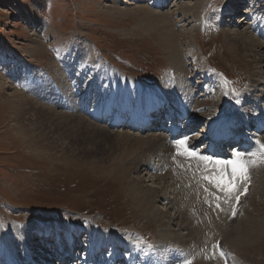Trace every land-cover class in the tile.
Masks as SVG:
<instances>
[{"label":"rangeland","instance_id":"374dc122","mask_svg":"<svg viewBox=\"0 0 264 264\" xmlns=\"http://www.w3.org/2000/svg\"><path fill=\"white\" fill-rule=\"evenodd\" d=\"M235 3H239L236 14L229 16L226 13ZM146 12L158 16L159 23L153 21L155 17L144 19ZM167 28L174 32L171 40L164 39ZM237 32L248 34L247 41L254 36L264 44V0H0V239L7 243L4 251L0 248L4 255L0 264H7V251L17 263L40 261L41 246L67 237L70 227L79 231V237L74 232L73 236L84 244L83 251L75 252L79 261L87 245L91 247L90 235L103 240L98 236L101 231L124 243L136 264H264V162L250 168L247 194L236 207L234 197L225 203L223 192L213 184L208 187L204 172H197L198 187L181 193L174 164L179 150H172L173 155L164 143L158 151L154 143L136 144L131 150L119 132L141 138L166 135L157 130L144 134L113 130L96 116L110 115L114 105L126 111H141L143 105L147 110L148 100L167 98L168 104L181 105V112L192 104L186 121L191 115L194 120L203 115L197 123L206 128L218 112L205 107L207 101L225 99L221 113L229 118L237 107L256 108L255 101L264 92V65L252 64L245 46L236 42ZM252 50L257 52L255 47ZM258 52L264 55V50ZM105 66L113 67V75L136 78L147 94L135 92L131 101L125 100L126 90ZM68 82L76 88L73 104L51 100L55 87L61 89ZM50 85L51 93L44 96ZM251 85L260 92L256 97L248 95ZM175 92L181 97L175 98ZM13 93L85 118L107 132L95 131L77 117L69 121L30 104H14L9 99ZM258 102L264 112V100ZM197 129L200 134L202 129ZM192 142L198 151L205 149H198L204 144L200 139ZM198 167L203 170L202 163ZM214 168L210 172L217 174L219 169ZM152 183L165 190L161 196L166 201L159 199L155 208H143L137 187L149 189ZM169 198L181 209L170 212L177 214L171 228L161 227L168 218L159 222L157 212L170 208ZM44 227L51 229L52 239L43 242L35 229ZM29 230L37 241L35 255L26 262L27 248L19 234L27 235ZM175 230L185 238L184 244L177 242ZM203 232L213 236L217 250L211 249L215 244L204 239ZM149 249L155 254L149 256ZM181 255L185 257L178 261ZM195 256L198 263L191 259Z\"/></svg>","mask_w":264,"mask_h":264},{"label":"bare ground","instance_id":"6f19581e","mask_svg":"<svg viewBox=\"0 0 264 264\" xmlns=\"http://www.w3.org/2000/svg\"><path fill=\"white\" fill-rule=\"evenodd\" d=\"M237 4L239 5V3H235V4H231V6H230V9L227 11L228 12V14L230 15V16H232V11H231V8L234 10L235 9V7L237 6ZM243 11H244V9H243ZM243 11H241V12H243ZM144 15L146 16H144L145 18L144 19H149V18H152V17H155V14H152L151 16L149 15V13L148 12H146V13H144ZM158 16H156L154 19H153V21L154 22H156V23H159V19L160 18H157ZM162 18V17H161ZM160 21H162V20H160ZM216 22H218V21H215V23ZM158 26H159V24H158ZM165 26V25H164ZM156 27H157V24H156ZM163 31H165V34H164V39L165 40H171V37L174 35V32L171 30V29H168L167 28V30H164L163 29ZM248 33V32H247ZM236 36H235V38H236V42L237 43H241L242 45H244L245 46V51L248 53V56H249V53H250V57H251V61H252V64L253 65H256V66H259V65H264V55H262V54H260L259 52H258V49L260 50V51H263L264 50V44H262L261 42H260V40H258L257 38H255L254 36L252 37V38H250V36H249V38H250V41H247L248 40V34H243V33H239V32H237V34H235ZM259 36V35H258ZM161 37H163V36H161ZM233 41V40H232ZM256 48L257 49V52L255 53L253 50H252V48ZM252 50V51H251ZM261 53H263V52H261ZM100 64L101 65H104L103 64V62H101L100 61ZM250 64V63H249ZM261 68V67H260ZM105 69H106V72H108L109 73V75H113V67L111 66V67H109V68H107L106 66H105ZM259 69V68H258ZM254 72V71H253ZM115 73V72H114ZM66 75V74H65ZM254 75H256V76H259V75H262V74H260V72H256ZM114 76V79L116 80V81H119L120 82V85H122L123 86V88L126 90V92H125V94H123V96H124V99L125 100H129V101H131L130 99H131V96L132 95H134L135 94V92H136V94H142L144 91H145V94H147V88L145 89V87L143 86H139V85H137V80H136V78L134 79H132L133 81H131V80H128V79H125L124 78V76L122 75V74H114L113 75ZM103 78V77H102ZM139 82V81H138ZM262 82H264L263 80H262ZM62 83V81L59 83V84H61ZM118 83V82H117ZM58 84V85H59ZM99 84V83H98ZM141 85V84H140ZM257 85V84H256ZM251 89L250 90H248V95H249V93L250 94H256L255 95V97L257 96V94L258 93H260V92H262V94L260 95V96H258V98H257V100L255 101V104L254 105H256V108H258V109H260V110H258V109H256V108H251V109H249L248 111H250L249 113H248V111H243L242 109H241V107H237V108H235V110H233V111H235L234 113H235V115L234 116H232L231 118H229L228 117V115L229 114H226V115H224V113H221V108L223 107V104L226 102V100L225 99H223V100H217L214 104H212L210 101H207L206 103H205V107H208V108H217L218 109V112H216L215 114H214V116H213V118L211 119V127H212V133L213 134H215V136H216V141L217 142H219V143H221V142H223V141H229V140H231V132H230V130H231V128H245V130H247V129H253L254 127H257V129L258 130H260L263 126H264V112H261L262 111V109H261V104L259 105V100L261 101V100H264V92L263 91H260V92H257L256 91V86L254 85V86H252L251 85ZM2 88V87H1ZM260 88V87H259ZM46 89H49V90H46V91H43L44 92V96H47L49 93H51V85L50 86H48V87H46ZM151 91H152V89H150ZM174 90H175V88H174ZM257 92V93H256ZM76 94V88H75V86H73L70 82H68L63 88H61V89H59V88H57V87H55V89H54V94H53V96H51L52 98H51V100H54V99H60V100H66V104L67 105H72L73 103H72V97H73V95H75ZM150 96H145L147 99H149L151 96H152V94H149ZM253 95H251V96H253ZM247 96V95H246ZM160 97V96H159ZM174 97L175 98H179V97H181L180 96V94L179 93H177V92H175L174 93ZM204 97H206V95L204 96ZM254 97V96H253ZM140 99L141 97H136V99ZM247 97H245V99H244V101L247 103L248 102V99H246ZM9 99H11V102L12 103H14V104H30V105H33L35 108H36V110L37 109H39V110H42V111H44V110H46V111H48V112H51V113H54V114H56V115H58V116H60L61 117V119L62 118H66V119H75V117H77V116H69V115H66V114H63V113H59V112H57L56 110H52V109H50V108H48V107H46V106H42V105H40V104H37V103H35V102H33L32 101V99H29L28 97H25V96H23V95H20V94H17V93H13L10 97H9ZM72 99V100H71ZM76 99V98H75ZM137 99V100H138ZM259 99V100H258ZM166 100V102L164 103V101ZM151 101V100H150ZM149 100H148V102L150 103H148V105L146 106L147 107V110H146V116L144 117V116H142V117H144L143 118V120L141 121V125H143V126H150L151 124H152V121H153V119H151L150 118V116H149V112L150 111H153V110H155V111H157L158 113L161 111V109L163 108V106H165L166 104H168V103H170V102H168L167 101V99H158V100H156V101H151L150 102ZM191 102H193L194 100H190ZM253 101V100H252ZM251 101V102H252ZM108 102V101H107ZM112 102V101H111ZM183 102V103H182ZM181 103L184 105V103H185V101L183 100V99H181ZM249 103V102H248ZM254 103V102H253ZM261 103V102H260ZM145 104V103H144ZM147 104V103H146ZM174 104H176L179 108L181 107V105H178L177 103H175V101H174ZM245 104V103H244ZM20 105L19 106H17V107H20ZM192 105V104H191ZM191 105H188L187 104V106L185 105L184 107H183V109H182V112H181V110H180V112H181V115L182 116H187L188 114H190L191 113V110L189 111V109H191ZM250 105V104H249ZM241 106V105H240ZM22 107V106H21ZM114 107H115V105H114ZM192 108H194V107H192ZM73 110V109H72ZM193 110V109H192ZM231 110V111H232ZM23 111V110H22ZM38 111V110H37ZM261 112V113H260ZM74 113H77L76 111L74 112ZM248 113V114H247ZM155 117V116H154ZM193 116L191 115L190 116V119L188 120V122H187V126L183 129V131H181V130H179V128H174V130L172 131L173 133H177V134H179L180 133V135L179 136H182V133H183V138H185V137H188L189 139H188V142H187V147L190 149V150H194V151H196L198 154H200V155H203V156H209V157H212L213 158V160H217V159H219V160H228L229 158H223V157H219V156H216L211 150L208 152V153H206L205 152V149L204 150H202V151H198V150H195V144H194V142H192V139L190 138V136H191V132H192V125L190 124L191 122H192V124H195V123H197L198 121L197 120H200V119H202V117H203V115H202V117L200 118V119H197V120H194V118H192ZM199 117H200V115H199ZM76 119H78V122H79V120H80V123H81V121H83L84 123H88V125H92L93 126V128H95L96 130L95 131H97V130H107V129H104L103 127H100V126H97V125H95V124H91V123H89L85 118H82V117H77ZM207 119V118H206ZM231 120H233V122H232V124H231ZM70 121V120H69ZM121 122H119V124H120ZM87 125V126H88ZM98 129H97V128ZM91 128V127H90ZM93 130V129H92ZM107 132V131H106ZM111 133V132H110ZM247 132H245V134H246ZM118 134V133H117ZM115 135V134H114ZM119 136H122L123 137V140L124 141H126L124 144H126L127 143V145L126 146H129V148H131V150H132V148L133 147H135V145L136 144H141V143H146V144H151V143H154V144H156V151H158V150H160L161 148H163L164 146H162L161 144L162 143H164L165 145H166V147H168L170 150H168V152H170V153H172L173 155H174V152H175V150H179L177 147H176V141H177V139H176V137H172V136H169V137H162V136H152V137H147V138H141V137H138V136H134V135H132V134H129V133H122V132H119ZM182 138V139H183ZM120 140H122V138L120 139ZM165 141V142H164ZM257 141L258 142H264V136L262 137V136H260V137H258L257 138ZM123 144V145H124ZM129 144V145H128ZM262 144H264V143H262ZM175 147H174V146ZM125 147V146H124ZM151 148V147H150ZM172 150L174 151V152H172ZM153 152H155L154 150H152ZM150 152V151H149ZM151 153V152H150ZM156 153V152H155ZM155 153H153V155L155 154ZM129 153L126 151V157H129V158H131V155L129 154ZM146 154V153H145ZM152 155V156H153ZM155 155H157V154H155ZM161 155V154H160ZM125 156L123 155V157L122 158H125ZM146 156V155H145ZM158 156H159V154H158ZM233 156V155H232ZM155 157V156H154ZM157 157V156H156ZM174 157H176L177 159H178V162L177 163H175L174 162V164H175V167H176V169H177V175H178V178H176V176H174V178H176L175 179V181H176V183H177V190L179 191V192H181V193H185V192H187V190L188 189H190V188H196V187H198L199 185H198V181H197V179L199 178L198 177V175H197V172H199V173H201V172H204L205 173V176L206 175H213V173H211L210 171L213 169V170H215V168H214V166H215V164H213V163H208V162H205V161H201V160H198V159H194V158H189V157H185V156H181V155H178V156H174ZM148 158V157H147ZM146 158V159H147ZM152 158V157H151ZM159 158V157H158ZM232 158V157H231ZM230 158V159H231ZM185 161H184V160ZM176 160V159H175ZM177 161V160H176ZM139 163V162H138ZM202 163V167H203V170L201 169V168H197V166H199L200 164ZM258 164V163H257ZM159 165V164H158ZM263 165H264V163H263ZM257 167H258V165H256ZM162 167V166H161ZM262 167V166H261ZM260 167V169H262ZM137 169H140V166H138V167H136V170ZM197 169H201V170H199V171H197ZM255 169V168H254ZM213 170H212V172H213ZM255 171V170H254ZM257 171V170H256ZM249 172H251V170L249 171ZM257 174V173H256ZM255 174V175H256ZM262 174V173H261ZM251 175V174H250ZM254 175V174H253ZM254 175V176H255ZM257 175H259V173L257 174ZM261 176V175H260ZM264 177V176H263ZM156 178H158V177H155V179ZM158 179H160V178H158ZM162 180V179H161ZM154 181V180H153ZM157 181V180H156ZM159 181V180H158ZM150 182V181H149ZM160 182V181H159ZM255 182V181H254ZM156 183V182H155ZM205 183H208V181H205ZM256 183V182H255ZM153 184V183H152ZM161 184V183H160ZM255 186V185H254ZM258 186V185H257ZM261 186V185H260ZM252 187V186H251ZM159 187H157V185H155V184H153V187L152 188H150L149 187V189H147V188H144V186H140V187H137V191L139 192V195H140V199H141V203H143V208H148V209H152V208H155L154 206H155V202L157 203V201H159V199H162L163 201H166V199H163L162 198V196H161V194L163 193V190L164 189H160ZM255 189V188H254ZM261 189V188H260ZM165 191V190H164ZM250 191H251V189H250ZM253 192H254V190H252ZM137 201H138V198H137ZM168 205H170V208H168L167 207V209H166V211H163V210H160V211H156L158 214H160L161 215V219L159 220V222L162 220V221H164V219L165 218H168V222H163L162 223V221H161V227H170L171 228V226H172V224H173V222H174V220H173V217H176L177 216V214L175 213V216H173L172 215V213L174 212L173 210H176V211H178L179 209H181V204L179 203V202H177V201H173V200H170V198H169V202L167 203ZM242 205V204H241ZM170 212H172V213H170ZM171 214V215H170ZM179 215V214H178ZM202 215H203V213H202ZM157 216H159V215H157ZM204 216V215H203ZM163 217V218H162ZM165 217V218H164ZM202 218V217H201ZM159 219V218H158ZM166 221V220H165ZM197 220H195L194 222H196ZM187 224V223H186ZM181 225H182V229L181 230H184L185 228H186V225H185V223H183V222H181ZM38 227V226H37ZM187 227H189V226H187ZM58 229V228H57ZM33 230V229H32ZM32 230L30 231V233L29 234H27V235H21V234H19V239L22 241V243H24L25 245H26V248H27V252H26V255L24 256V260L23 261H26V262H28V261H30L31 260V258L35 255V252H34V255H33V245L35 244V241H37L36 239H35V237H34V235L32 234ZM35 230H38V232H39V234H40V238H41V240L43 241V240H45V239H49L50 237V234H51V232H50V230L51 229H49V228H46V227H44V228H37V229H35ZM67 230H69V234H68V236H67V238H70L69 239V241H70V244H72V240H73V238H74V236H73V232L74 233H76V234H78V235H76V237H79V231L77 230L76 231V229L75 228H73V227H70V228H68ZM187 230V229H186ZM190 230V229H189ZM91 229L89 230V234H91ZM174 231V230H173ZM172 231V232H173ZM176 232H174V234L176 235V239H177V242L178 243H181V242H183L184 241V237H182L181 236V233H178L177 232V230H175ZM185 231V230H184ZM179 232H181V231H179ZM183 232V231H182ZM238 232V231H237ZM93 233H94V231H93ZM92 233V234H93ZM203 233H205V232H203ZM100 234L101 235H98V236H100L101 238H103V240L102 239H100V238H98L96 241L95 240H93V238L94 237H92L91 235H90V242L89 243H91V247H90V252H89V254H90V257L91 258H95L96 257V254L98 253V251H100L101 253H102V255H100V256H97V258H100V260H101V262L99 263V264H114L115 262H117V259H121V258H119V257H117V256H119V254L117 253V252H115V249L117 250L118 249V247H119V239L118 238H116V237H114V235L111 237V234H109L108 232H106V233H101V231H100ZM192 235V234H191ZM191 235L189 234L188 236H190L191 237ZM195 235V234H194ZM96 236V235H95ZM193 236V235H192ZM194 237V236H193ZM204 239H206L207 241H212V243H214L215 245L213 246V247H211V249H215V250H217V244H216V241H215V239L213 238V236L212 237H210L209 238V236H208V234H204V237H203ZM195 239V238H194ZM193 239V240H194ZM190 241H191V238L189 239ZM195 240H197V238L195 239ZM203 242H204V240H202ZM44 242V241H43ZM185 242V241H184ZM184 242H183V244H184ZM187 242V241H186ZM206 242V241H205ZM48 246H44V245H42L41 246V248H40V250H39V254H40V258H39V260L40 261H38V262H34V264H42L41 262L43 261V260H46L47 262H50L51 264H57L56 263V261H57V258H56V252H55V250L54 249H52V247H54V245H50V242L48 241ZM81 243V242H80ZM182 244V243H181ZM207 244V243H206ZM202 245V244H201ZM204 245H205V243H204ZM203 245V246H204ZM7 246V243H6V240H4L3 238H1L0 239V248H2L3 247V249H2V251H4V249H5V247ZM113 247V249L112 250H114L113 251V253L111 254V255H106L105 253V249L107 248V247ZM124 247H126V245H124ZM201 247V246H200ZM199 247V248H200ZM205 247V246H204ZM203 248V247H202ZM126 249H128V251H130V249L129 248H126ZM146 251V250H145ZM149 256H151V254H155V251H152V249H149ZM25 252V251H24ZM105 252V253H104ZM144 251H142V253H143ZM148 251H146V252H144V253H147ZM3 253V252H2ZM5 253V252H4ZM137 253H139V252H137ZM131 254H132V252L130 251V255H124L125 257L123 258V260L125 259V261H126V264H136L135 262H134V257H133V255H134V253H133V255L131 256ZM196 254V253H195ZM42 256V257H41ZM192 256H194V255H192ZM178 257L179 256H177V258H176V260L178 259ZM183 257H185V256H180L179 257V259H178V261L179 260H181ZM188 257V256H187ZM190 257V256H189ZM189 257H188V259H189ZM6 258L8 259V264H18L14 259H12L11 258V256L9 255V252L7 251V253H6ZM155 257H153V258H151V260L150 261H152L153 259H154ZM156 258H158V259H160L157 255H156ZM108 259H110L111 261H109L108 263H102L103 261H107ZM192 260H193V262H195V263H198V262H196V260L198 261L199 259H198V257H194V258H191ZM65 260H66V258H65ZM200 261V260H199ZM60 264H63L62 262L60 263ZM64 264H66L65 263V261H64ZM144 264V263H143ZM199 264V263H198Z\"/></svg>","mask_w":264,"mask_h":264},{"label":"snow or ice","instance_id":"6c2138e0","mask_svg":"<svg viewBox=\"0 0 264 264\" xmlns=\"http://www.w3.org/2000/svg\"><path fill=\"white\" fill-rule=\"evenodd\" d=\"M188 137L176 141V147L179 149L177 155L198 159L208 163L215 164L219 171L217 174L206 175L203 177L208 183L213 184L218 190L224 193V202L227 203L235 196L236 204H239L240 194H247V187H244L241 192V184H246L249 181V170L258 162H264V144H262L261 152L259 154V161L256 159L257 153H250L244 151H234L231 159L228 160H213L212 157L203 156L194 150L187 147ZM251 157V158H250ZM217 200L221 197L217 196ZM216 208L220 209L219 203ZM223 210V209H221ZM232 215L236 212L233 210ZM223 256V253H220ZM185 264H191V261H185Z\"/></svg>","mask_w":264,"mask_h":264}]
</instances>
